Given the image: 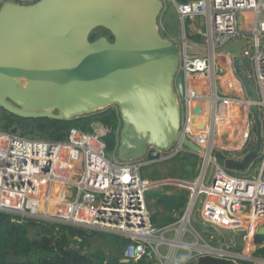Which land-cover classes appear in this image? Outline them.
Instances as JSON below:
<instances>
[{"label": "built area", "instance_id": "2783aa9c", "mask_svg": "<svg viewBox=\"0 0 264 264\" xmlns=\"http://www.w3.org/2000/svg\"><path fill=\"white\" fill-rule=\"evenodd\" d=\"M31 1L0 0V7L5 2L26 4ZM162 2V14L167 3H171L182 25L186 21L199 20L205 29L204 34L198 31L203 36L202 42L187 41L184 38L179 44L173 40L175 45L183 48L190 43L209 49L206 56L191 55L184 50L179 53V73L184 83V96L180 102L182 133L198 143L195 138L197 135L192 137L189 131L192 119L190 106L198 98L194 87L189 85L190 78L208 81L211 75L216 74L217 77L224 76L226 81L237 82L240 87L237 99L220 98L213 93L211 96L215 99H211L210 107L215 113L218 100L236 101L241 105L245 116L242 119H230L233 124L240 121L245 124L241 145L233 153L227 154L214 148L215 145L210 141L205 148L210 154L214 150L213 154L221 152L231 158H240L254 146V121L249 101L232 59L227 53L218 54L226 60L224 72L223 68L216 67L217 55L212 53L213 49L237 39L252 42L243 51L250 67L242 69V73L254 84L257 107L263 119V141L258 162H253L243 172H233L215 163L208 179L210 161L207 157L206 162L205 156L201 155L205 162L192 181H159L144 177L141 174L142 168L149 163L174 158L181 151L190 152L180 142H176L168 151L150 148L141 160L121 161L115 155V147L110 149L107 143V137L114 135L115 131L100 119L70 125L62 139L27 137L15 131L0 129V212L36 219L46 217L76 227L99 228L121 234L129 239L122 248V259L134 264L148 253L147 246L158 256L159 246L168 242L156 236L166 229L152 225L151 213L146 204L147 193L165 184L176 185L190 191V201L196 196L201 198L200 214L204 219L210 203H218L230 221H237L235 226L241 231V241L249 253L254 250L257 229L264 227V44L259 43L264 39V0ZM119 121L116 109L114 124L118 122L119 125ZM210 131L213 133L212 122ZM196 184L197 188L192 189ZM57 186L60 187L59 192L56 191ZM54 203L62 206L60 216L51 217L43 211ZM245 257L251 258L249 255ZM185 262L176 260L175 264Z\"/></svg>", "mask_w": 264, "mask_h": 264}, {"label": "water", "instance_id": "95a60500", "mask_svg": "<svg viewBox=\"0 0 264 264\" xmlns=\"http://www.w3.org/2000/svg\"><path fill=\"white\" fill-rule=\"evenodd\" d=\"M162 9V0L3 3L0 109L22 119L71 121L116 107L121 126L115 155L121 161L141 160L150 148L168 151L180 142L190 152L207 155L208 179L215 163L245 171L259 156L263 141L255 87L242 73L250 67L243 51L252 42L237 39L212 53H227L232 59L249 101L254 146L240 158L210 154L181 131L184 83L179 73L181 51L206 56L209 49L190 43L180 48L164 37L158 24ZM98 29L108 36H95ZM256 232L264 235V227ZM26 260L12 252L5 257L8 264Z\"/></svg>", "mask_w": 264, "mask_h": 264}, {"label": "rangeland", "instance_id": "374dc122", "mask_svg": "<svg viewBox=\"0 0 264 264\" xmlns=\"http://www.w3.org/2000/svg\"><path fill=\"white\" fill-rule=\"evenodd\" d=\"M163 15L164 16L161 19V23H160L161 25L159 29H160V33L164 37H166L167 39H171L172 41L175 40L176 42H178V44L181 43V41H183L184 38L187 41L202 42L203 36L198 31H201L204 34L205 29H204V26H201L198 20L186 21L182 25L171 3L170 4L167 3V7ZM196 21L198 23H196ZM191 25L193 26L192 27L193 30L191 29ZM96 35L97 36H101V35L108 36L107 32L104 31L103 29L96 30L95 36ZM215 64H216V67L218 68L221 67L223 69L227 65L226 60L224 59L222 55H217L215 57ZM224 72H225V69H224ZM204 82L205 83H201L199 81L193 82V84L195 85L194 88L196 87L197 92H198L197 93L198 98L195 101H193L194 103L193 104V122L195 120L200 121L198 124L196 123V121L194 122L196 123L194 133H196V135L199 136L195 138L203 149L207 148V145H208L207 143H210L209 140L212 141L213 144L215 145L214 148H217V145H218L217 138L219 137V135L222 134V131H224L225 128L228 129L229 127H232V124L230 123V119H231L230 116L231 114L239 115L240 108L236 105V104H239L236 101L229 102L225 100L223 101L218 100L216 104L217 106L216 107L214 106L215 107V113H214V110L210 109L211 95L215 93L220 98L229 97V99H237L236 96H238L239 94L240 87L237 82L226 81L224 76L217 77L216 74L211 75L209 80L204 81ZM202 96H204L205 98H203ZM116 109H117L116 107H112L111 109H109V110H112L111 112L114 113V116H115ZM3 111L0 109V129L1 130L15 131L16 133L27 136V137H37V138H44V139L54 138V135H55L54 129L49 128L43 131H38L34 127L27 126L22 121H19V120L11 121L10 118L6 117L3 114ZM211 112H213V114ZM216 115L218 116V118L216 120H213ZM99 116H95L94 119H100ZM222 116L224 117L223 120H221ZM261 120H262V125H263L262 117H261ZM210 122L213 123V133L210 131ZM111 126L116 133V140H114V146L110 147L111 149H113V147H115V143L117 144V133L120 129L121 123L119 121V125H118V122L114 124V119H113ZM191 127H192V123H191ZM238 129L239 128L237 127V124L234 123V130H235L234 137L236 140L240 139L242 135V131H243L241 130L239 134ZM213 152L214 150L211 152V154H213ZM204 162H205L204 158L201 157V155L197 153L181 151L175 156V158H171V159H168L162 162L149 163L145 165L141 170V174L144 177L148 179H152V180H159V181L161 180H174V181L182 180L185 182H190L194 179L193 175H195L196 170H197V173L195 177L198 175V173L202 169L201 167H202V164H204ZM254 162H258V159H256ZM207 172H208V168H207ZM167 183H172V182H167ZM163 187H169V189L171 188L170 191L172 189L176 191L174 186L165 184L164 186L160 188H163ZM160 188L150 191L146 195V204H147V207L150 213L152 214L151 215L152 225L157 228L165 227L164 229H166L164 233L160 232V234L158 233L156 234V236H159V237L161 236L165 238L166 240H170V241L171 240L179 241V242H182L183 244H192V245L197 246L198 248L189 249L183 244L173 246V244L171 243L172 241H171V242H166L165 244H161L159 246L158 248L159 255L157 256V254H155L151 250L150 246H147V249L149 252L148 253L149 260H152L154 264H175L176 260H180L181 258H183L181 260H183L184 262L185 261L190 262L192 260L194 261L198 256L209 255L210 254L209 252H211L209 246H217L214 244L216 241L211 240L213 243L209 242L206 235L204 234L205 232H202V230L206 229V225L204 224L206 223V218L212 219L213 218L212 215L214 214V212L210 209L206 213H204L205 215L204 216L205 220H204L201 214L200 215L198 214V216L195 217L194 208H192L191 213H190L189 222L187 223L184 222L185 225L181 224L183 213L185 211L187 204L185 206L184 204H182L181 211H176V212H174L173 210L169 211L167 207H165L163 211V209H161V207L158 206V197L160 195L158 191ZM181 189L185 191L184 188H181ZM189 193L190 191L187 190V199H188L187 202H189V199H190ZM51 207L56 208L57 205H51L47 209L45 207L43 209L45 214L51 215V217L61 215V214L59 215V213H56L54 208H51ZM206 214H207V217H206ZM23 217L30 218L26 216H23ZM32 219H34L37 223L65 224L64 222H62V220L52 221L46 217L44 219H36V218H32ZM218 219H213V221L211 222L220 223L218 222ZM220 220H224V219H220ZM226 221L228 222V224H230V221L228 219H226ZM71 226H74V225H71ZM79 228L88 230L89 232L93 231L94 233V236H92V238L89 240V246H87L86 248V253H91L92 255L97 256L96 254L98 253L96 251L102 250L104 254H109L110 255L109 257H111L113 260H116L119 258V260L124 262L122 259V255H121L122 248H123L121 240L124 239V240L129 241V239L124 238L121 234H118V237H119L118 241H115V237L117 233L111 232L110 230H103L99 228L92 229V228H87L84 226H81ZM220 231H223L222 234L225 235V237H227V235L231 237L232 234H236V231L235 233L229 232V234H226L228 233V230L226 229H222ZM38 232H39L38 227L37 228L28 227L26 230L25 236L29 238L30 240H35V239H38ZM196 232L200 235L203 241H200L198 234H196ZM215 234L218 235L217 233ZM235 237H236L235 240H237L238 234H236ZM241 237L242 235L240 233L239 242L235 241V244H234V246L239 245V247H236L238 251H236L235 248H232L230 246L231 249H229V252L240 255V256L249 255L251 258L254 257L252 253L253 251L250 250L248 251L249 253L245 251L243 242L241 241L242 240ZM107 241H109V243ZM210 255H213V254H210ZM214 257H222V258L224 257L226 259H231V260L236 259L235 257H230L227 255L226 256L216 255ZM106 262L108 264L113 263L112 261H110V259H108V261Z\"/></svg>", "mask_w": 264, "mask_h": 264}, {"label": "trees", "instance_id": "16d2710c", "mask_svg": "<svg viewBox=\"0 0 264 264\" xmlns=\"http://www.w3.org/2000/svg\"><path fill=\"white\" fill-rule=\"evenodd\" d=\"M3 111V110H2ZM112 110H105L96 113L100 120L106 124H112L114 113ZM3 114L11 121L19 120L27 126L36 128L38 131L54 129L55 135L52 139H62L68 127L74 123H89L94 119V115L88 118H78L71 121L52 120V119H22L3 111ZM108 147L114 146V136L107 137ZM111 149V148H110ZM175 158V157H174ZM183 198V197H182ZM159 204L176 209L172 199L159 200ZM28 227L39 228L38 239L30 240L25 236ZM94 236L93 231L89 232L79 227L68 224L58 223H37L32 218H24L8 213L0 212V264H8L5 261L6 254L12 252L27 258L23 264H104L98 256H91L86 253L89 240ZM264 236L255 237V242H260ZM129 241L124 240L123 246ZM149 253V252H148ZM148 253L137 263L134 264H154L149 260ZM253 254L264 255V247L258 249ZM95 257V259L93 258ZM111 264H131L115 260ZM184 264H260L247 260H231L226 258L214 257L211 255L198 256L194 261Z\"/></svg>", "mask_w": 264, "mask_h": 264}, {"label": "crops", "instance_id": "0c3cea01", "mask_svg": "<svg viewBox=\"0 0 264 264\" xmlns=\"http://www.w3.org/2000/svg\"><path fill=\"white\" fill-rule=\"evenodd\" d=\"M163 16L164 15L162 13H160L159 18H158L159 27L161 25L160 23H161V19L163 18ZM196 23H198V22L196 21ZM192 27L193 26L191 25V29L193 30ZM197 81H199V80L193 79V77H192V78H190L189 85L192 86V88H193L195 86L193 84V82H197ZM199 82L205 83L204 81H199ZM194 89H195L196 93H198L197 92V88L195 87ZM244 92H245V90H244ZM193 104L194 103L192 101L191 106H190V110H191V113H192V119L190 120V123H189V129H191L189 131H190V134H192V137H193V135L196 136V133H194L195 127H196V123L198 124L200 122V121H197V120H195L196 123H194L195 121L193 122ZM236 105L240 108L239 109L240 110V113H239V115L231 114L230 117L231 118L232 117H236V118L242 119L245 116V112L241 108V105L240 104H236ZM210 109H211V107H210ZM211 110H213V109H211ZM211 113L213 114V112H211ZM195 114H197V113H195ZM217 118H218V116L216 115L215 116V120ZM191 123H192V127H191ZM230 123L232 124V127H229L228 128L230 130H228L227 128H225L224 131H222V134L219 135V137L217 138V144L218 145L216 144L217 145V150L223 151V152H225L227 154L233 153L232 151H234L236 148L240 147L241 141H242V137H240V139H238V140L235 139V137H234V134H235L234 124H233V122L231 120H230ZM235 124H237V127L239 128L238 129L239 134H240V131L241 130L244 131L245 124L243 122L240 121V122L235 123ZM196 137H199V136H196ZM209 142H210V140H209ZM207 144L209 145V143H207ZM196 173H197V170L195 172V175H196ZM195 175H193V177H195ZM175 181H177V180H175ZM170 186H174L176 191H174L173 189L170 191L171 188L169 189V187H163V188H160L159 189L158 192H159L160 195L158 197V206L161 207V209H163V211H164V208L167 207V206H164L162 204H159V200H161V199H163V200L172 199L174 201L175 206H177V208L176 209H171L169 207H167V208H168L169 211H172L173 210L174 212H176V211H181L182 204H184V206L187 204V206L185 208V211L183 213L182 220H181V222H182L181 224H184L185 225V223L189 222L190 213H191V210H190L188 216L186 217V214H187V211H188L190 202H191L190 199H189V202H187L188 201V199H187V188L182 187V186H176V185H170ZM181 188H184L185 191L182 190ZM56 191H58V192L60 191V187L59 186H57ZM201 204H202L201 198L198 197V196H196L195 199H193V203H192V206H191V209L194 208L195 217H197L198 214L200 215ZM53 205H57V207L56 208L55 207H51V208H54V210H55L56 213L62 214L59 211L62 206L60 207L59 206L60 205L59 203H54ZM210 209L214 212V214L212 215L213 218L212 219H206V223H204L206 225V229L202 230V232H205L204 234L206 235V237L209 240V242L213 243L212 241H216L214 244L217 245V246H209L210 249L216 250V251H219V252H222V253H212V252H210V254H213L211 256H216V255L226 256V253H230L231 254V252H229V249H231L230 246L232 248H235L236 251H238L236 247H239V245L238 246H236V245L234 246L235 241L236 242H239V240H240V233H241V231L235 226L237 221H234V222L230 221V219L227 216H225L224 213L221 211V208L219 207V204L218 203H214V202L213 203H210L208 210H210ZM206 217H207V214H206ZM151 219H152V217H151ZM213 219H218V222H220V223H212L211 221H213ZM220 219H224V220H220ZM226 219H228L230 221V224H228V222L226 221ZM229 227H234V228L233 229H230ZM222 229L228 230V233H226V234H229V232L230 233L231 232L235 233V231H236V234H238L237 240H235L236 239V237H235L236 234H232L231 237H229L228 235H227V237H225V235L222 234L223 231H220ZM215 233H217L218 235H216ZM196 234H198V233L196 232ZM257 235L258 234L256 233L255 237ZM259 236H264V235H258V237ZM198 237H199L200 241H203V239L200 237L199 234H198ZM118 238L119 237H118V234H117L116 237H115V241H118ZM171 241L168 240V242H171ZM107 242L109 243V241H107ZM254 242H255V238H254ZM121 243H122V246H123L124 239L121 240ZM183 245L184 246L186 245V247H187V245H191L192 247H188L189 249H196L192 244H183ZM88 246H89V244H88ZM262 247H264V239H261L260 242H258V243L255 242L254 250H253L252 253L256 252L258 249H260ZM100 251H96L99 254V255L98 254H96V255L99 257V259H101L100 261L103 260V263L104 264H108L106 262V261H108V259H110V261H112V262H116L111 257H109L110 256L109 254H104L102 252V250H100ZM88 254H90L91 256H95V255H92L91 253H88ZM121 255H122V253H121ZM253 255H254V257H252L253 260H251V258H249L250 260L249 259H241L240 257H236V256H238L237 254H236V256L234 255V256H230V257H235L236 259H240V260L254 261V262H257V263H260V264H264V255H255V254H253ZM93 258L95 259V257H93ZM220 258H222V257H220ZM181 259H183V258H181ZM116 260H118L119 262H122L121 260H119V258L116 259Z\"/></svg>", "mask_w": 264, "mask_h": 264}, {"label": "bare ground", "instance_id": "6f19581e", "mask_svg": "<svg viewBox=\"0 0 264 264\" xmlns=\"http://www.w3.org/2000/svg\"><path fill=\"white\" fill-rule=\"evenodd\" d=\"M214 98H215L214 96H211L212 101H214V100H213ZM205 159H206V162H207V161H208L207 155L205 156ZM193 188H197V184H196L195 186H192V189H193ZM192 203H193V200L190 202V205H189V208H188V211H187L186 217L188 216L189 211L191 210ZM171 243L173 244V246L181 245V243L178 242V241H173V242H171ZM185 246H186V245H185ZM193 246H194L195 248H198V247L195 246V245H193ZM187 247H192V246H191V245H187Z\"/></svg>", "mask_w": 264, "mask_h": 264}]
</instances>
